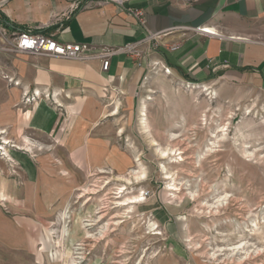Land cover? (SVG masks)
I'll list each match as a JSON object with an SVG mask.
<instances>
[{
  "label": "rangeland",
  "instance_id": "374dc122",
  "mask_svg": "<svg viewBox=\"0 0 264 264\" xmlns=\"http://www.w3.org/2000/svg\"><path fill=\"white\" fill-rule=\"evenodd\" d=\"M149 74L130 102L109 93L85 99L100 105L95 121L71 122L66 109L78 99L48 102L56 124H68L57 141L34 121L5 129L13 143L10 157L0 155V264H264V94L218 85L209 95L156 66ZM144 100L149 132L140 121ZM25 105L15 110L34 111ZM82 118L87 137H105L122 161L72 162L61 141ZM227 124V136L216 140ZM169 148L183 162L162 160L158 149ZM141 170L142 182L132 176ZM119 188L145 201L119 206ZM65 225L70 235L63 238Z\"/></svg>",
  "mask_w": 264,
  "mask_h": 264
},
{
  "label": "crops",
  "instance_id": "0c3cea01",
  "mask_svg": "<svg viewBox=\"0 0 264 264\" xmlns=\"http://www.w3.org/2000/svg\"><path fill=\"white\" fill-rule=\"evenodd\" d=\"M134 9L145 12L144 26L129 13ZM0 25L9 33H38L61 43L88 45L90 55L161 34L157 42L142 47L141 57L125 53L112 57L108 71L101 60L74 62L0 53L2 130L34 121L36 129L49 132L57 141L58 128L67 123L56 124L48 102L58 101L61 107L78 99L77 106L66 109L71 122L74 116L95 121L101 115L100 105L85 99L101 100L109 93L125 95L130 102L154 63L169 69L167 77L180 83L264 94V0H126L122 6L98 0H0ZM21 103L34 111H16ZM85 124L83 118L75 120L61 141L74 153L72 162L118 164L116 146H109L101 135L87 137L89 124ZM2 137L9 140L10 135ZM14 193L22 194L19 189Z\"/></svg>",
  "mask_w": 264,
  "mask_h": 264
},
{
  "label": "built area",
  "instance_id": "2783aa9c",
  "mask_svg": "<svg viewBox=\"0 0 264 264\" xmlns=\"http://www.w3.org/2000/svg\"><path fill=\"white\" fill-rule=\"evenodd\" d=\"M126 0H98L99 3H115L122 6ZM133 15L141 25H145V12L140 9H134L129 12ZM204 33H209L207 29L200 30ZM211 34L213 32H210ZM161 38V34L147 36L143 41L130 44L120 49H104L101 53L90 55L92 48L88 45L61 43L52 37H47L38 33H9L0 25V53L3 54H23L35 57H45L53 59H61L66 61L83 62L89 60H101L103 70L108 71L110 60L115 55L125 53L141 57L143 55L142 47L152 41L157 42ZM168 75L171 74L169 69L165 71Z\"/></svg>",
  "mask_w": 264,
  "mask_h": 264
},
{
  "label": "bare ground",
  "instance_id": "6f19581e",
  "mask_svg": "<svg viewBox=\"0 0 264 264\" xmlns=\"http://www.w3.org/2000/svg\"><path fill=\"white\" fill-rule=\"evenodd\" d=\"M209 33L212 32L210 30H207ZM214 33V32H213ZM154 66H156L157 68H162L160 66V64H157V63H154ZM163 69L166 71V68L163 67ZM168 74V73H166ZM187 85V84H186ZM187 87V86H186ZM190 91H194L196 89H200V90H203L204 92H208L210 91V87L209 86H190L189 87ZM165 92V91H164ZM165 94V93H164ZM208 95V94H207ZM206 95V96H207ZM209 95H214L213 91H211L209 93ZM213 96H211L212 98ZM149 100H151V98H148ZM146 99V100H148ZM146 100L142 101V106H141V110H140V121H141V127L142 129L145 131V132H149V125L147 123V120H146V110H147V104H146ZM28 101V100H27ZM58 102V101H57ZM48 109V108H47ZM118 109V108H117ZM209 110V109H208ZM50 112V111H48ZM117 112V111H116ZM53 113V112H52ZM50 114V113H49ZM249 114H250V111H249ZM117 115V114H116ZM51 116V115H50ZM115 116V115H114ZM55 117V116H53ZM228 125H223L219 128V130L217 131L218 134L220 135H215V139L216 140H223L226 136H227V132H228ZM140 127V128H141ZM7 132L5 130H0V155L1 156H6V157H10V154L7 150V147L12 144L13 142H11L10 140L6 139V138H2V136H4ZM175 138V137H173ZM2 140V142H1ZM25 141L28 145H31L33 146V144L30 142L29 139L25 138ZM215 144V143H214ZM19 146V145H18ZM17 145L14 144L13 147L15 148H18ZM154 147H158V144L157 143H154L153 144ZM22 147V146H21ZM29 149V148H28ZM210 151H212V149H209ZM158 153L161 155L162 157V160L163 159H168V158H172V159H175L174 162L175 163H179V162H183V157H179L182 153H177V150H174V149H166V150H162V149H158ZM244 153V152H243ZM5 157V158H6ZM246 157V156H245ZM9 162L11 163H14V160L12 158H9L8 159ZM102 172V171H101ZM102 173H106L105 171H103ZM132 176L134 177L135 180H138V181H143L145 179V171H142L141 172H132ZM173 178V177H172ZM168 179H171L170 176H168ZM124 181L127 183V184H130L131 185V179L129 178H125ZM170 186H172L170 188V191H173V192H177L179 189L177 187V185L175 184H170ZM127 189H122V188H119L116 192V195H118L117 199H119L120 202H118L117 204L119 206H122V207H128L130 205H136V204H139L141 203L142 201H145V199H143V196L140 194V195H133V196H129V193L128 194H125ZM127 193V192H126ZM114 194V193H113ZM67 211V210H66ZM62 218H63V221L65 222V220H67L68 218V212H65L64 214L61 215ZM92 221V220H90ZM85 222H89V221H85ZM91 223V222H90ZM67 224V223H66ZM92 224H87L85 227L87 226H90ZM84 227V228H85ZM83 228V227H82ZM70 235V231L68 230V226H64V229H63V238L65 237H69ZM88 236H90L89 233H87ZM154 235H161L160 233H155ZM65 240V239H63ZM192 246V245H191ZM71 252V251H70ZM247 254V253H246ZM67 255V254H66ZM65 256V255H64ZM54 257V255H53ZM247 257V256H246ZM55 258V257H54ZM77 259V258H76ZM79 259V258H78ZM246 259V258H245ZM55 260V259H54ZM55 262V261H54ZM71 263V262H70ZM75 263V262H74Z\"/></svg>",
  "mask_w": 264,
  "mask_h": 264
}]
</instances>
